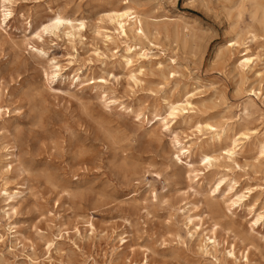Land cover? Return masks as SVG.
I'll return each instance as SVG.
<instances>
[{"label":"rangeland","instance_id":"obj_1","mask_svg":"<svg viewBox=\"0 0 264 264\" xmlns=\"http://www.w3.org/2000/svg\"><path fill=\"white\" fill-rule=\"evenodd\" d=\"M254 2L0 0V264H264Z\"/></svg>","mask_w":264,"mask_h":264},{"label":"bare ground","instance_id":"obj_2","mask_svg":"<svg viewBox=\"0 0 264 264\" xmlns=\"http://www.w3.org/2000/svg\"><path fill=\"white\" fill-rule=\"evenodd\" d=\"M6 1V5H3V8L1 9V11L3 12L2 15H3V18L4 19H7L8 17H10V15L12 14V9L10 8L12 6V3L14 2V0H4ZM256 5L258 4L257 3V0L256 2H254ZM262 5V4H261ZM263 7V5H262ZM108 16L110 19L114 20L117 25H118V28L120 30V32L122 34H125L127 32V29L131 28L133 30V32L135 33L136 36L140 37V36H145L146 35V25L145 23L143 22L142 20V17H141V14L140 12L134 7V4L133 2H129V1H126L125 4L123 6H120V7H114L112 9L109 10L108 12ZM82 20V19H81ZM65 21H69V19L67 18H63L61 16H58L56 17L55 21L51 22V24L49 25H45L44 26V29L45 30H48L50 29V31H52V29H55L58 27V25L60 26L61 23L65 22ZM82 24V22L80 23ZM64 25V24H63ZM80 28V27H79ZM78 29V27H77ZM153 34V33H152ZM110 36V35H109ZM236 42L233 41L231 45H235ZM136 44H126L125 46V59H126V62L129 63L131 62V57L130 54L133 53L136 49ZM144 50V49H143ZM142 51V50H141ZM148 53V52H147ZM142 56H146L145 53H142ZM239 62H238V65L243 69V68H247L250 66V64L253 62L252 60V57L249 56L247 54L246 51L243 52V54H241L240 58H238ZM45 75H47V73H45ZM56 75V74H54ZM97 79V78H96ZM138 79V78H137ZM56 80V78H55ZM92 84L95 83V81H92L91 82ZM101 84V83H100ZM74 89V88H73ZM72 89V90H73ZM83 90V89H82ZM68 91V90H67ZM183 107V106H182ZM184 108V107H183ZM134 117V116H133ZM147 119H150L148 117H146ZM165 124V123H164ZM206 126H208L209 128H213L212 125H208L206 123ZM215 130V128H213ZM223 132V130H222ZM213 135H216L217 136V140L221 141V135L218 134V132L216 134H213ZM236 135V134H235ZM235 142L236 140H233L232 143L233 146L232 148H228L226 150L227 153H230V154H233V149L235 148ZM231 143V144H232ZM172 148V147H171ZM264 148V146H263ZM189 151L187 148L183 147V148H179V149H175V155H176V158L177 157H180V153H183L184 151ZM203 159H205L207 162H210L211 160V157L206 154H204L203 156ZM214 159V158H213ZM205 165V164H204ZM5 185V183H4ZM1 186V185H0ZM1 188V187H0ZM64 188V187H63ZM2 189V188H1ZM3 191V190H2ZM5 193H7L6 191H4ZM16 193V192H15ZM12 195V194H11ZM10 196V195H9ZM8 196V197H9ZM235 197H237L236 199H230V207H232L233 205H235L238 201H240L242 199V195H236ZM10 198V197H9ZM12 198V197H11ZM7 199V197H6ZM12 202V201H10ZM10 205V203L8 204ZM229 209V208H228ZM264 213H261V212H258L256 213V216L255 218L253 219V223L255 225H257L259 222H263L264 223ZM205 246V245H204Z\"/></svg>","mask_w":264,"mask_h":264}]
</instances>
